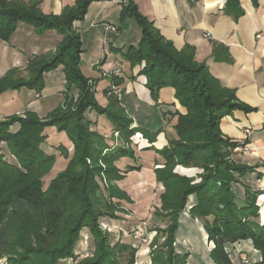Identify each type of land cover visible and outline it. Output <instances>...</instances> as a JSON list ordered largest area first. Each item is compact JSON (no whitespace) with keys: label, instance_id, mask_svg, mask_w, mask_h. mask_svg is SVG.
<instances>
[{"label":"trees","instance_id":"1","mask_svg":"<svg viewBox=\"0 0 264 264\" xmlns=\"http://www.w3.org/2000/svg\"><path fill=\"white\" fill-rule=\"evenodd\" d=\"M94 1L107 0H76L54 14L44 13L37 2L0 0V39L8 41L20 22L39 32L56 30L62 36L54 53L29 59L28 77H16V71L11 70L0 78V95L23 87L40 92L45 87V73L60 66L66 85L64 101L46 116L26 111L0 120V260L5 258L7 264H58L71 258L73 264H136L138 248L113 241L102 221L122 219L125 215L118 212L127 214L128 210L123 202L135 203L116 182L141 169L133 146L134 136L141 133L152 144L146 149L162 159L154 169L163 187L155 213L167 223L166 227H154L151 264H187L189 254L177 252L175 242L181 215L192 196L195 202L189 213L204 221L209 240L215 242L211 250L215 264H235L225 246L245 240L260 251V264H264V222L258 204L262 192L245 181L255 167L234 159L240 141L221 129L225 116L255 108L240 101L234 89L222 85L206 64L196 61L193 46L177 49L140 11L136 0L122 2L119 29L126 26L127 18H134L141 29L139 43L121 50L123 56L132 68L142 66L139 73L146 77L154 100L158 101L162 88L172 87L175 98L186 108V113H175L176 137L157 149L153 143L160 131L133 126V118L111 88L105 90L108 104L101 105L95 81L81 70L82 38L74 22L85 18ZM253 2L257 4V0ZM225 12L241 16L239 0H227ZM112 81L117 88L123 77L115 75ZM92 112L111 122L113 133L118 132V137L113 134L114 142L94 128ZM52 126L67 133L74 149L69 155V150L60 146L67 160L62 170L49 178L56 155L41 145L44 130ZM123 158L135 163L129 162L122 170L119 163ZM177 166L196 167L201 172L187 176L177 172ZM85 229L93 246L88 255L76 251Z\"/></svg>","mask_w":264,"mask_h":264},{"label":"crops","instance_id":"2","mask_svg":"<svg viewBox=\"0 0 264 264\" xmlns=\"http://www.w3.org/2000/svg\"><path fill=\"white\" fill-rule=\"evenodd\" d=\"M23 1L37 2L44 13L60 14L66 6L73 5L76 0ZM125 1L127 0L94 1L90 4L85 18L74 22V28L82 38L81 70L85 76L95 81L96 97L98 84L103 83L102 89L100 88L103 98L100 101L97 97L103 106L109 102V94L105 90L113 88V76L121 75L123 84L117 88L122 90L121 101L133 118V126L143 127L151 132L160 131L153 145L161 149L176 137L174 125L178 116L175 113H186V108L175 98V89L172 87L162 88L158 101L154 100L146 86V77L139 73L142 66L132 68L123 56L122 51H126L130 45H137L141 39V29L134 18H127L123 22L125 29H119L122 25L121 3ZM136 1L140 11L154 21L161 34L171 40L177 49H183L187 45L193 46L196 61L206 64L211 74L222 85L234 89L240 101L255 108L249 113L237 110L225 116L221 129L234 140L245 141L249 147L247 150L235 152L233 157L237 162L255 167L254 172L250 173L245 181L262 192L258 204L261 221L264 222V0H257V4L253 0H239L243 14L238 18L225 12L227 0ZM108 25L116 27L117 30H108ZM61 39L62 36L56 30L39 32L32 25L20 22L8 41L0 39V78L11 70L16 71V77H28L29 59L40 54L54 53ZM90 51L92 54L88 55ZM216 56L221 58L217 59ZM117 69L120 70L119 73H115ZM50 73L59 77L62 87H55L54 90L43 94L37 92V99L29 100L24 106L10 108L9 104H6V111H3V106L0 105V120L13 114H24L26 110L35 111L40 117H44L47 111H41L44 108V105H41L44 100L56 98V103L59 104L65 93L63 67L60 66ZM9 100L7 97L6 103H9ZM52 100L56 106L54 99ZM96 114L92 112L89 115L96 119V129L107 137L113 130V125L108 119H104V115ZM151 145L143 134L134 136L136 165L141 166L139 171L151 172L155 178L154 169L162 163V159L154 150L146 149ZM128 161L135 163L123 158L119 163L122 170ZM176 171L188 176H197L201 172L196 167L183 166H177ZM125 179L126 177L117 182L121 189L129 194L138 190V187H123L121 183ZM240 191L242 196V187ZM194 202L192 196L189 208ZM123 204L125 207L133 206L136 202ZM180 220L179 228L184 232L181 238L179 235L177 237V252L189 254L188 264H215L209 255L212 247L209 246L208 234L203 223L199 222L200 219L193 218L188 213L181 216ZM121 221L123 220H112L110 223L116 228H122L119 223ZM107 223V220L102 221V225ZM91 241V234L85 229L76 251L80 253L87 250ZM212 244L214 245V242ZM230 246L233 250L232 259L236 264H260V251L250 240ZM198 247L202 253L196 251ZM142 251L141 262H144L146 257H149L148 247H143ZM61 262L73 264L71 258ZM148 262L151 264V260Z\"/></svg>","mask_w":264,"mask_h":264},{"label":"rangeland","instance_id":"3","mask_svg":"<svg viewBox=\"0 0 264 264\" xmlns=\"http://www.w3.org/2000/svg\"><path fill=\"white\" fill-rule=\"evenodd\" d=\"M135 25H136V22H135ZM85 47H87V45ZM90 54H92L91 51L89 52L88 55H90ZM88 57L89 56H87V58ZM44 78H45V87L40 92H38L35 88L23 87L20 89L8 90L9 92L7 94H5V92L2 93L0 95V105L3 106V111H6V108H7L6 104H9L10 108H12L13 106L14 107L24 106V104H27L29 100L37 99V97L35 96V94L37 92L40 94H43V93H47L49 90H54L55 87L57 89L60 88L59 86H61V84H60L61 80H59L58 76H54L50 72H47V73H45ZM46 81H47V84H46ZM64 87H65L64 91H66V85L65 84H64ZM102 87H103V83H99L98 84L99 90H98V94H97L98 96L97 97H98V99H100V101L103 98L102 94H101ZM111 89L113 90V92H115V90L113 88H111ZM121 92H122V90H121ZM121 95H122V93H121ZM12 96H14L13 99H12ZM7 97L10 98L9 103H6ZM52 99H54L55 104H57L56 100H55L56 98H49L48 100H44L41 103L42 106L44 105V108L41 111L43 112V110L47 109V111H45L46 115L51 110L56 108V106L58 105L57 104L55 106ZM61 100L64 101V97H62ZM9 110H11V109H9ZM26 111H30V110H26ZM96 115H98V114H96ZM104 119L107 120L106 117H104ZM92 120L94 122L96 121V119H92ZM95 125H96V123H95ZM95 125H94V128H96ZM43 134L45 136V140L41 145L42 148L45 151H47L48 153H52V154L56 155V162H55L56 166L54 167V170H52L51 174L48 176L50 178L51 176L56 175L59 171L62 170V168L64 166V162L67 160L66 156H64L60 152V150H59L60 146L62 145L64 147H66L69 150L68 154L70 155L71 151L74 149V144L65 131H59L54 126L47 127L44 130ZM113 134H114L113 130H111L110 135H108L106 137L109 140V142H114ZM4 151H7V150L4 148ZM127 160H131V159L127 158ZM129 162L130 161H128V163ZM126 175H127L126 179L124 180V182L121 183V185L123 187H126V188L138 187V190L130 192L131 197L133 198V202H136V204L133 206L126 205V207L128 209V210H126L127 214H123L120 211L118 212L119 214L125 215L121 219L123 221L119 222L122 228H118V226L116 228V226L111 225V223H110V221L118 220V219L107 220L108 221L107 225H103V227L105 230L110 231L112 233V240L113 241L122 240L124 242L132 243L134 246H136L138 248V252L136 255V264H143V263L148 264L149 263L148 261L151 260V258H150L151 242H152L153 237L155 236V233H156L154 230V227L155 226H161V227L167 226V223L160 221L158 219L156 213H155L156 208L160 206L159 195L162 192L163 187H161V184H159L157 182L156 177L154 178V175L151 172L135 170L134 172L133 171L128 172V174H126ZM183 175H185V174H183ZM48 177L45 179L46 182L48 180ZM189 202H188V206H187L186 210L182 213L181 216L188 215V213H189L188 212ZM123 203H125V202H123ZM198 219H200V218H198ZM199 222L203 223V226H204V221L202 219H200ZM180 223H181V220H180ZM183 232L184 231L182 229L181 230H180V228L178 229V231L176 233V240H177L178 235L181 238V236L183 235ZM163 240H164L163 238L159 239L160 243H162ZM208 240H209V238H208ZM212 242H214V241L209 240V246L212 247V249H213L215 247V242H214V245L212 244ZM230 244H235V243L226 244L225 249L227 251L229 250L228 252L231 253V257H232V251L233 250H232V248H230L231 247ZM143 247H148L147 253H148L149 257H146L147 259H145L144 262H141ZM175 248H176V242H175ZM196 251L199 253H202V251L199 249V247L196 248ZM92 252H93V246L91 243L87 250H82L80 253H82L83 255H88V254H91ZM209 255L211 257V251L209 252ZM211 259L213 260L212 257H211ZM234 263L236 264V262H234ZM0 264H7L6 259L5 258L1 259ZM58 264H68V263L67 262H59ZM187 264H188V259H187Z\"/></svg>","mask_w":264,"mask_h":264},{"label":"built area","instance_id":"4","mask_svg":"<svg viewBox=\"0 0 264 264\" xmlns=\"http://www.w3.org/2000/svg\"><path fill=\"white\" fill-rule=\"evenodd\" d=\"M107 29L108 30H113V31H116L117 30L116 27H114L112 25H108L107 26ZM119 72H120L119 69H117L115 71V73H119ZM113 89L115 90L114 93H116L118 95V97L121 98V93H122L121 92V89H118V88H115V87H113ZM115 136L118 137V132H115ZM247 149H249L247 143L245 141H240L239 144L234 148V152H238V151L241 152V151L247 150Z\"/></svg>","mask_w":264,"mask_h":264},{"label":"bare ground","instance_id":"5","mask_svg":"<svg viewBox=\"0 0 264 264\" xmlns=\"http://www.w3.org/2000/svg\"><path fill=\"white\" fill-rule=\"evenodd\" d=\"M195 234V233H194Z\"/></svg>","mask_w":264,"mask_h":264}]
</instances>
